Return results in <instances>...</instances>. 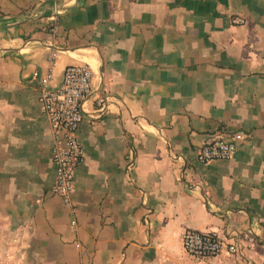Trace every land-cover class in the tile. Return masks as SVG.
I'll return each instance as SVG.
<instances>
[{
  "label": "crops",
  "instance_id": "0c3cea01",
  "mask_svg": "<svg viewBox=\"0 0 264 264\" xmlns=\"http://www.w3.org/2000/svg\"><path fill=\"white\" fill-rule=\"evenodd\" d=\"M75 64L94 87L66 206L38 95ZM186 231L238 248L202 262L264 264V0H0V264H167Z\"/></svg>",
  "mask_w": 264,
  "mask_h": 264
},
{
  "label": "built area",
  "instance_id": "2783aa9c",
  "mask_svg": "<svg viewBox=\"0 0 264 264\" xmlns=\"http://www.w3.org/2000/svg\"><path fill=\"white\" fill-rule=\"evenodd\" d=\"M244 24L243 20H235ZM38 104L48 119L53 137L52 158L56 169V183L53 193L59 196L66 206L72 205L77 170L85 163V151L80 139L84 120L85 104L93 93L94 73L88 64L68 66L61 82H56L52 72L40 78ZM110 98L97 100L98 113H107ZM244 134H223L202 146L197 153L201 164L231 159ZM130 167L134 166L130 162ZM75 213V210H73ZM77 228L76 220L71 223ZM182 246L187 254L195 259H215L222 255L233 256L238 252L235 244L227 243L216 233L186 231Z\"/></svg>",
  "mask_w": 264,
  "mask_h": 264
},
{
  "label": "rangeland",
  "instance_id": "374dc122",
  "mask_svg": "<svg viewBox=\"0 0 264 264\" xmlns=\"http://www.w3.org/2000/svg\"><path fill=\"white\" fill-rule=\"evenodd\" d=\"M10 264H17V262L13 260V261H10ZM25 264H34V263L27 261L25 262ZM159 264H162V263H159ZM167 264H214V263H211L209 261L202 262L200 259H194L185 253L183 258H180L177 261H169L167 262Z\"/></svg>",
  "mask_w": 264,
  "mask_h": 264
}]
</instances>
